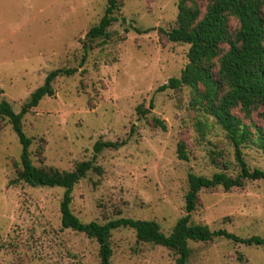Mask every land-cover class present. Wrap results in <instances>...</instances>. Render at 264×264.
<instances>
[{
    "label": "rangeland",
    "instance_id": "rangeland-1",
    "mask_svg": "<svg viewBox=\"0 0 264 264\" xmlns=\"http://www.w3.org/2000/svg\"><path fill=\"white\" fill-rule=\"evenodd\" d=\"M179 2L119 0L107 36L89 40L107 0H0V103L17 114L50 72L75 70L52 82V95L23 116L21 127L35 167L70 172L91 161L99 168L71 193L70 211L83 224L153 221L167 236L185 216L189 174L239 173L232 146L195 92L158 90L188 64L189 45L170 43L159 32L175 26ZM195 2L203 11L204 2ZM236 28L230 20L229 29ZM233 114L264 128L261 107L249 117ZM96 142L123 144L96 154ZM180 144L186 161L178 158ZM241 151L250 170L264 171L257 146ZM20 152L8 120L0 121V264H100L94 240L61 227L63 189L9 185L20 170ZM190 224L264 238V181L201 190ZM109 245L110 264H175L172 252L138 243L128 228L112 231ZM188 248L187 264H264L263 247L215 239L188 242Z\"/></svg>",
    "mask_w": 264,
    "mask_h": 264
},
{
    "label": "trees",
    "instance_id": "trees-1",
    "mask_svg": "<svg viewBox=\"0 0 264 264\" xmlns=\"http://www.w3.org/2000/svg\"><path fill=\"white\" fill-rule=\"evenodd\" d=\"M204 2V10L195 0H180L175 26L170 31L159 30L170 43L189 45L188 64L179 78H172L158 90L191 88L204 103L203 110L211 116L224 132L233 148L234 159L239 173L236 177L220 172L211 178L189 174L185 194V216L180 218L169 235H164L153 221L116 219L105 224L81 223L70 211L71 193L74 186L89 171L98 172L91 161L79 163L70 172L35 167L29 156L31 139L22 131L21 120L30 109L37 107L44 97L52 95V82L60 74L69 76L75 70L50 72L41 87L37 88L19 113L11 106L0 103V121L7 119L21 146L20 170L13 185L22 182L32 188H61V227L85 235L98 244L100 264H110L112 251L109 245L111 232L121 228L134 231L138 243L160 246L175 255V264H187L190 250L188 242L208 243L215 239H225L247 247H263L264 238H240L227 231H210L206 226L191 225V214L196 209L197 197L201 190L222 188L230 191L241 188L244 181H264V171L250 170L242 155V146L253 144L264 154V128L244 125L233 112L240 111L249 117L256 107L264 109V0H199ZM119 0H107V7L99 23L87 32L89 40L105 38L107 29L114 20L113 12ZM234 20L237 28L232 32L229 21ZM215 67L217 68L215 71ZM140 111V110H138ZM148 111L141 112L145 115ZM264 117V115H263ZM153 124L165 129L163 123L153 119ZM123 143L96 142L93 146L97 154L105 148L118 149ZM177 155L186 161L184 145H178Z\"/></svg>",
    "mask_w": 264,
    "mask_h": 264
}]
</instances>
